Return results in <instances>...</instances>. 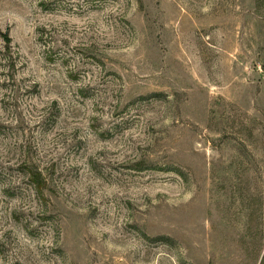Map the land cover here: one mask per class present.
I'll use <instances>...</instances> for the list:
<instances>
[{
  "label": "rangeland",
  "instance_id": "obj_1",
  "mask_svg": "<svg viewBox=\"0 0 264 264\" xmlns=\"http://www.w3.org/2000/svg\"><path fill=\"white\" fill-rule=\"evenodd\" d=\"M0 264H264V0H0Z\"/></svg>",
  "mask_w": 264,
  "mask_h": 264
},
{
  "label": "trees",
  "instance_id": "obj_2",
  "mask_svg": "<svg viewBox=\"0 0 264 264\" xmlns=\"http://www.w3.org/2000/svg\"><path fill=\"white\" fill-rule=\"evenodd\" d=\"M2 36H3L7 46H9L12 43V38L7 33H3ZM33 181L36 182L35 185L37 187V190L42 191L43 187H44V182L41 179V174L40 173H35L33 175Z\"/></svg>",
  "mask_w": 264,
  "mask_h": 264
}]
</instances>
